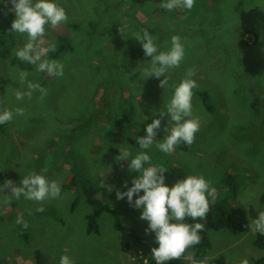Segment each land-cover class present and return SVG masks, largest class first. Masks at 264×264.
<instances>
[{
	"label": "rangeland",
	"instance_id": "1",
	"mask_svg": "<svg viewBox=\"0 0 264 264\" xmlns=\"http://www.w3.org/2000/svg\"><path fill=\"white\" fill-rule=\"evenodd\" d=\"M58 3L66 9L68 21L56 28L48 26L44 39L72 51L59 59L47 54L45 58L64 65L62 77H51L15 57L16 47L27 38L11 31L15 19L8 10L11 0H0V109L25 110L23 116L13 112V120L0 125V173L16 186H21L23 176L36 172L61 187L59 198L47 199L42 205L23 197L9 203L5 195L10 190L0 193V264H59L62 255L75 264H139V259L153 258L151 250L158 244L154 233L145 232L148 222L140 219L142 210L129 205L126 197L116 198V191H126L125 182L131 187L139 175L129 172L128 163L141 151L151 156V165L167 170L169 187L180 177L203 175L215 187L218 203L228 213H237V226L251 225L259 211H264V0H196L192 9L197 20L185 22L157 14L156 6L163 0ZM145 29L157 38L160 51L171 48L174 35L185 48L182 65L168 70L163 88L164 77L148 78L145 72L151 58L141 64L126 63L124 58L131 52L126 43L118 45ZM204 31L213 43L205 40ZM221 40L231 53L222 47L211 49ZM109 53L119 56L113 59L115 66ZM234 57L239 60L235 67ZM189 68L196 70L193 79L199 85L192 101L193 116L201 121L195 142L190 146L180 143L170 155L157 149L156 142L141 149L136 136L144 137L146 126L160 118L159 112L166 110L175 86ZM110 69L109 80L100 82L102 73ZM20 70L30 72L24 82ZM29 81L40 84L47 95L41 99L36 91L31 99L25 96L18 101L15 90L27 91ZM207 92L214 112L200 97ZM173 126L165 116L157 142ZM119 149L131 152L128 161L118 158ZM103 180L106 187L101 188ZM235 184L239 185L237 197L231 193ZM41 206L44 211H36ZM18 214L27 221L26 230L16 223ZM91 223L96 226L94 232L89 231ZM116 223L139 238L128 253ZM204 226L210 247L203 256L194 255L196 260L240 264L247 259L254 264L264 256L254 246L258 232L250 227L236 234ZM172 262L190 264L184 259Z\"/></svg>",
	"mask_w": 264,
	"mask_h": 264
},
{
	"label": "clouds",
	"instance_id": "2",
	"mask_svg": "<svg viewBox=\"0 0 264 264\" xmlns=\"http://www.w3.org/2000/svg\"><path fill=\"white\" fill-rule=\"evenodd\" d=\"M196 0H163L161 8L169 11L176 8L191 10L195 6ZM12 7L8 10L13 12L15 19L11 24V31L26 36V42L22 46L16 47L15 57L20 61L30 63L35 71L45 72L51 77H62L64 65L59 60L45 58L49 52L56 50L55 43H49L44 38L47 34L48 26L56 28L68 21L66 9L58 3V0H11ZM7 6V5H6ZM135 38L140 42L146 57L151 58V66L145 72L149 77L159 79L163 86L168 82L166 73L171 68H178L184 60L185 48L179 36L171 37V48L168 51H159L156 44V37L143 30V34L136 33ZM30 72L24 70L19 72L20 81L27 80ZM196 75L194 68H189L184 78L174 88V94L170 102L165 106L166 110L159 112V119H153L146 126L144 137L136 136L137 143L141 149L150 148L154 142L157 149L165 154H172L180 143L192 145L195 142L196 134L200 131L201 121L199 117L193 116L194 89L199 87L197 81L193 79ZM41 93V99L47 95V90L38 83L29 81L27 91L15 90L14 95L18 101H22L25 96L31 99L34 92ZM13 112L23 116L25 110L16 108L14 110L0 109V125L13 120ZM167 116L173 122L170 133L166 135L162 142H157L158 130L161 127L162 119ZM145 120L148 119L144 117ZM164 131H167L165 128ZM119 159L128 161L132 155L127 149H119ZM151 165V156L147 152H139L128 163L129 172L139 175L132 180V186L128 187L125 182L126 191H116L117 200L127 198L129 205L140 209V219L148 222L147 233L155 234V243L158 247L152 248V257L156 264H166L173 260H187L190 264H207V259L196 260L194 253L189 249L194 248L202 242L200 235L204 231V224H189L184 222L186 218L192 220H205L210 211V205L216 202V189L206 180L203 175H189L178 180L173 186L166 185L165 173L167 170L162 165ZM46 171V169L44 170ZM101 188L106 187L104 180L100 183ZM5 189L10 190V195H5L9 203L12 200H26L42 202L47 199H56L61 195V187L58 181L49 180L44 174L32 172L23 176L21 186H16L12 180H6L0 185V193ZM113 188L108 186V191ZM141 191L143 195H140ZM136 199L133 201V197ZM43 212V206L36 209ZM31 214V213H29ZM16 223L22 225L26 230L29 225L24 220L23 214H18ZM251 231L264 235V211H259L258 218L252 220L248 225ZM187 253V255H186ZM59 264H75L68 256L62 255ZM240 264H249L247 259L241 260Z\"/></svg>",
	"mask_w": 264,
	"mask_h": 264
},
{
	"label": "trees",
	"instance_id": "3",
	"mask_svg": "<svg viewBox=\"0 0 264 264\" xmlns=\"http://www.w3.org/2000/svg\"><path fill=\"white\" fill-rule=\"evenodd\" d=\"M2 1H7V0H2ZM196 5L197 4L195 3V6ZM203 5L205 6L206 2ZM200 6H202V5H200ZM195 8L196 7H194V9ZM194 9H191L189 11V10L184 9V8H182V10H180V8H176V9H173V10L169 11L167 9L161 8L160 7V3H158V5L156 6V13L161 15L162 17H170V18H173L175 20H184V22L185 21H195V20H197L195 18L197 13L193 12ZM199 18L202 19L201 17H199ZM118 28L120 29L121 26L118 25ZM147 31H148L149 34H152L150 32V30H147ZM173 32H175V31H173ZM247 32H248V29H246V33ZM118 33L119 32H117L116 34H118ZM203 35H204L205 40L207 42L213 43L214 39H212L209 36H207V33L205 31H204ZM54 37L60 38L58 34L54 35ZM240 38L242 40L243 36L240 37ZM222 41L223 40L219 41L217 45L212 46L211 49L214 50V49H218V48L222 47L223 49H227L228 52L231 53L230 47H225L223 45ZM119 42H120L118 44L119 46H122V44L126 43L127 46H128V51L131 52L129 54V56H125V58H124L126 63L141 64L142 61L147 60V57L145 56L144 51H143L142 47L140 46V42L135 38V36H132V38L127 37L124 40H120ZM71 51H72V48H65L64 46H61L59 44V46H57L56 50L52 51V52H49L48 55L52 59H59L63 55H65L66 53L71 52ZM159 51L160 50H158V52ZM107 56L109 57V60H112L110 62L111 65L115 66L117 63L115 61H113V59L117 60V58L119 56L116 53H114V54H112V53L110 54L109 53ZM231 62H232V65L235 67V66L238 65L239 60L236 57H234V58L231 59ZM207 70H208V68H207ZM111 71H112V69L106 70V73H102L104 75V78L100 82L106 83L109 80V78H110L109 72H111ZM105 75H106V78H105ZM200 97H201V99L203 98L204 106L209 111L214 112L216 110V108L213 105L214 103H212L208 92L205 93L203 96H200ZM262 156H264V154H262ZM172 174H175L177 177L178 176L180 177V176L183 175V174H180V173L178 175L175 172H172ZM232 177H233L232 175H228L229 179H232ZM6 178L7 177H5L2 173H0V185L4 184V181L6 180ZM180 179H182V177H180ZM236 190H239V185H237V184L233 185V188H232V191H231V193L235 192L234 197H237ZM218 201H220V200H218V198H217L216 202L214 204L210 205V211L207 214V218L205 220H200V219L192 220L191 218H186V220L184 222L189 223V224H195V223L207 224L208 228L214 229V230H221L223 228H226L228 231L236 233V234L240 233V230L244 231V232L247 231L248 230V225L239 226V227L237 226V221H236V214L237 213L236 212L228 213L226 211V209H225V205H222V204L218 203ZM89 202L92 205H95L97 203L96 200L92 199L90 196H89ZM106 211L110 212V209L107 208ZM116 227L122 233V236H123L122 239H123V245H124V248H125V252L128 253L129 250L131 249V247L134 245V243L136 241H139V238H138V236H131V233L128 232L126 230V228L123 227L119 223H116ZM96 230H97L96 226L91 223L90 226H89V231L90 232H94ZM200 235L203 237L202 242L200 244L196 245L194 248H192L194 250L195 257L203 256L202 254H204L206 252V250H208L209 247H210L208 239H207L205 228H204V231L200 233ZM254 246H255L256 249L264 251V235H261L260 233L257 234L256 240L254 241ZM138 262H139V264H156V261L153 258H151V257H144L142 259H139ZM166 264H178V263L170 261V262H167ZM254 264H264V256H262L261 258L255 260Z\"/></svg>",
	"mask_w": 264,
	"mask_h": 264
}]
</instances>
